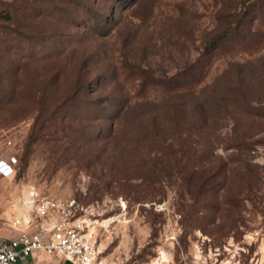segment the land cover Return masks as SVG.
<instances>
[{
    "label": "rangeland",
    "instance_id": "rangeland-1",
    "mask_svg": "<svg viewBox=\"0 0 264 264\" xmlns=\"http://www.w3.org/2000/svg\"><path fill=\"white\" fill-rule=\"evenodd\" d=\"M228 3L0 0V155L18 158L0 176V223L32 217L23 200L35 190L83 206L96 225L94 264H264V42L221 49L187 91L201 101L224 74L246 73L261 107L249 119L208 115L176 153L172 133L135 129L141 110L179 100L160 85L135 97L143 70L196 71ZM118 82L131 103L111 120ZM236 126L241 149L228 142Z\"/></svg>",
    "mask_w": 264,
    "mask_h": 264
},
{
    "label": "trees",
    "instance_id": "trees-1",
    "mask_svg": "<svg viewBox=\"0 0 264 264\" xmlns=\"http://www.w3.org/2000/svg\"><path fill=\"white\" fill-rule=\"evenodd\" d=\"M227 1L229 2L230 10L222 15L224 20L222 29L206 42L200 56L190 65L196 71L184 68L172 75H157L155 72L145 69L139 83H137L138 87L134 93L135 97H148L150 92H152L149 91L150 87H157L158 85L167 93L179 96V100H174L166 106L161 105L141 110L142 114H139V117L136 118L135 129L140 134L165 135L168 138V134L172 133L178 144L180 143L179 146L181 148L174 149L173 145L168 143V146L170 145L169 147L173 148H169L171 152L174 151L176 153L181 150L183 145L192 139L196 129L200 128L199 121L201 119L203 121L208 115L214 116L217 123L226 118L229 111L238 114L234 115L236 119H249L250 113L257 112L261 108L252 104L249 98L252 86L250 85L251 80L246 76V73L241 71L239 74H233V76L230 73L221 76L212 84L214 91L204 94L201 101L192 92H187L194 89L195 81L201 80L206 76V66L215 61L214 55L220 52L221 49L229 50L233 46H241L245 49L249 46L251 39L255 47H260L264 42V29L259 26L254 27L259 14L262 17L264 16V0ZM120 83L118 82L116 89L121 96L117 95V98L120 96L117 100H115V97L111 98L112 96L107 97V101L112 103L123 101L121 107H118L114 112L107 113L106 117L111 118V120L121 116L124 108L131 103L132 95H128L129 92L125 91L123 84L121 83L122 86H120ZM183 97L187 98L184 99ZM250 120L252 119L250 118ZM244 124L252 127L250 121H244ZM171 127L172 129H170ZM240 133L241 131L236 126L234 128V136H229L228 142L241 149L247 142ZM165 139H163L164 142ZM249 148L252 149L253 147ZM205 179L203 178V181Z\"/></svg>",
    "mask_w": 264,
    "mask_h": 264
},
{
    "label": "built area",
    "instance_id": "built-area-1",
    "mask_svg": "<svg viewBox=\"0 0 264 264\" xmlns=\"http://www.w3.org/2000/svg\"><path fill=\"white\" fill-rule=\"evenodd\" d=\"M12 144V140H6ZM14 154L0 155V176L14 174L18 167ZM32 209V217H16L14 225L22 226L18 237L0 234V264H19V258L34 252L54 256L57 264L67 258L76 264H94L99 253L96 246V225L82 215L83 206L75 199L56 198L31 191L23 200Z\"/></svg>",
    "mask_w": 264,
    "mask_h": 264
},
{
    "label": "crops",
    "instance_id": "crops-1",
    "mask_svg": "<svg viewBox=\"0 0 264 264\" xmlns=\"http://www.w3.org/2000/svg\"><path fill=\"white\" fill-rule=\"evenodd\" d=\"M3 217H6L4 215L0 216V222H2L4 219H2ZM9 221L6 225L5 224H1L0 223V234L4 237V238H8L10 239L11 237H18L21 233V229L22 226L20 225H14L12 222H10L11 220V216L8 217ZM6 220V219H5ZM44 254H41L39 252H34L31 255L28 256H23L19 258V264H39V261L42 260ZM46 258H50L49 260L52 261V263L57 264L58 260H54L55 257L54 256H49L46 255ZM48 264H50L48 262Z\"/></svg>",
    "mask_w": 264,
    "mask_h": 264
},
{
    "label": "water",
    "instance_id": "water-1",
    "mask_svg": "<svg viewBox=\"0 0 264 264\" xmlns=\"http://www.w3.org/2000/svg\"><path fill=\"white\" fill-rule=\"evenodd\" d=\"M62 264H76V263H74L71 259L67 258V259H65V260L63 261Z\"/></svg>",
    "mask_w": 264,
    "mask_h": 264
}]
</instances>
